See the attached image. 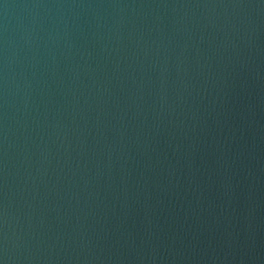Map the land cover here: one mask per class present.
<instances>
[{"label": "water", "instance_id": "95a60500", "mask_svg": "<svg viewBox=\"0 0 264 264\" xmlns=\"http://www.w3.org/2000/svg\"><path fill=\"white\" fill-rule=\"evenodd\" d=\"M0 264H264V0H0Z\"/></svg>", "mask_w": 264, "mask_h": 264}]
</instances>
